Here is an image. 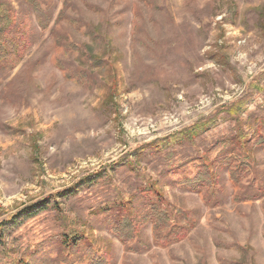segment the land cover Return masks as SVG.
<instances>
[{"label": "rangeland", "instance_id": "1", "mask_svg": "<svg viewBox=\"0 0 264 264\" xmlns=\"http://www.w3.org/2000/svg\"><path fill=\"white\" fill-rule=\"evenodd\" d=\"M7 14L30 45L0 69V264H264V0H0V28ZM202 159L213 190L193 192ZM150 191L178 242L156 241Z\"/></svg>", "mask_w": 264, "mask_h": 264}, {"label": "trees", "instance_id": "2", "mask_svg": "<svg viewBox=\"0 0 264 264\" xmlns=\"http://www.w3.org/2000/svg\"><path fill=\"white\" fill-rule=\"evenodd\" d=\"M15 27V18L11 14H7L2 17V27L0 28V69L9 70L16 68L22 61L30 42L28 41L25 33V28L21 27L18 30H14ZM203 127H196L195 131L188 133V137L193 140L195 139ZM260 139H257L256 144H260ZM229 163H232V159L229 158ZM196 174L191 178H185L182 183L185 188L193 192H202L204 190H213L214 185V175L211 171V165L207 159H202L201 163L198 165ZM241 171V169L239 170ZM231 179L236 178V172H231ZM151 204L149 208V213L146 216L147 221L150 220L153 222V232L157 242L162 244L167 243L171 244L178 242L177 238L182 232L180 227L173 229L171 226V215L162 208V203L164 198L156 192H148ZM73 194L72 192L65 193L63 196L68 197ZM44 204L35 205L32 209H27L23 211V214L28 216L32 214V210L42 209ZM21 215V216H22ZM19 217H16L18 220ZM14 220V219H13ZM15 220V221H16ZM119 228L117 234L119 239L127 243L130 240L134 239V236L139 228V224L134 222L133 219L126 217L118 224ZM1 230V227H0ZM165 230H168L167 234H163ZM183 236V233H182ZM76 238H70L69 243L76 242ZM90 264H107V261L104 257L96 258Z\"/></svg>", "mask_w": 264, "mask_h": 264}]
</instances>
